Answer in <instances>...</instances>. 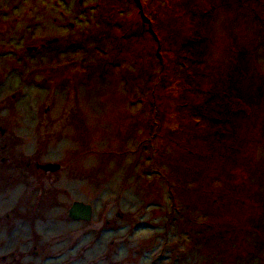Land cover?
Masks as SVG:
<instances>
[{"label":"rangeland","instance_id":"1","mask_svg":"<svg viewBox=\"0 0 264 264\" xmlns=\"http://www.w3.org/2000/svg\"><path fill=\"white\" fill-rule=\"evenodd\" d=\"M0 264H264V0H0Z\"/></svg>","mask_w":264,"mask_h":264},{"label":"water","instance_id":"2","mask_svg":"<svg viewBox=\"0 0 264 264\" xmlns=\"http://www.w3.org/2000/svg\"><path fill=\"white\" fill-rule=\"evenodd\" d=\"M37 168L43 171H57L60 166L55 164H44L38 165ZM91 205H87L81 202H75L71 209L69 210V216L75 220H89L91 215Z\"/></svg>","mask_w":264,"mask_h":264},{"label":"bare ground","instance_id":"3","mask_svg":"<svg viewBox=\"0 0 264 264\" xmlns=\"http://www.w3.org/2000/svg\"><path fill=\"white\" fill-rule=\"evenodd\" d=\"M41 170V169H40Z\"/></svg>","mask_w":264,"mask_h":264}]
</instances>
